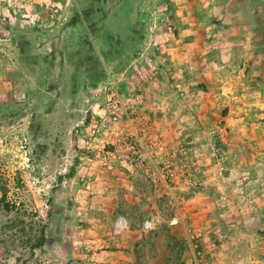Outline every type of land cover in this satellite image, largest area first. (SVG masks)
I'll return each mask as SVG.
<instances>
[{"label": "rangeland", "instance_id": "obj_1", "mask_svg": "<svg viewBox=\"0 0 264 264\" xmlns=\"http://www.w3.org/2000/svg\"><path fill=\"white\" fill-rule=\"evenodd\" d=\"M214 38H228L226 109L192 54L209 56ZM236 84H264V0H0V190L48 224L41 248L10 244L15 213L0 204V264H264V220L248 208L246 222L209 220L213 197L264 182V142L237 121ZM218 118L224 131L197 124ZM120 215L129 228H115Z\"/></svg>", "mask_w": 264, "mask_h": 264}, {"label": "crops", "instance_id": "obj_2", "mask_svg": "<svg viewBox=\"0 0 264 264\" xmlns=\"http://www.w3.org/2000/svg\"><path fill=\"white\" fill-rule=\"evenodd\" d=\"M213 29L218 30L220 29L221 24H210ZM225 28V27H224ZM194 35V42L193 45L197 46L195 44L196 42H201L200 36H197L195 32H192ZM226 37V36H224ZM198 43V44H199ZM212 53L207 56L201 55L202 54V48L201 47H193L192 48V54L197 56V60L194 62L196 63V75L199 77V82L200 83H205L207 86L209 83L212 84V92L214 93H224L225 94V99L223 101V108L226 109L228 107V38H225L223 40H220L219 38H214L212 39L211 47H210ZM258 53L256 54L253 52L250 55V58L248 60V66L255 68L256 63L258 62ZM208 59V60H207ZM184 71L187 69L185 67L182 68ZM244 85V84H243ZM240 84H236V88L234 89L235 92H237L236 96L238 97V100H240L239 105L233 106L236 107L239 112L238 114L241 115L237 121H240V123H243L245 120V125L248 128L247 134L249 136V141L250 144L256 141L258 144H261V142H264V84L262 86H243ZM216 97V96H215ZM214 107H215V102ZM247 113V114H246ZM253 115H258L257 117H254ZM166 118H163L159 122V126L161 130L163 129L164 131L170 130L168 127H166ZM197 121V120H196ZM207 121V122H206ZM224 121V122H223ZM183 122H180L182 124ZM206 123H211L212 126H217L220 127L221 131H224L222 128L223 126H228V118H218L215 119L214 121H208L204 120V122H199L197 121L198 125L203 124L206 126ZM220 125V126H218ZM216 131V130H215ZM226 133L224 134V141H227L226 139ZM220 147V145L218 146ZM160 150L163 149V147H159ZM201 149V148H199ZM254 168H261L260 166L254 165V166H244L241 167L242 170H249ZM225 169H228L227 166H225ZM264 170V167L261 168ZM226 171V170H224ZM228 171V170H227ZM226 171V172H227ZM252 170H250L251 172ZM225 172V173H226ZM219 184L222 182L218 181ZM256 183V184H255ZM217 185L216 181H211L210 185ZM218 184V185H219ZM222 186V187H221ZM219 188L214 186L215 190L218 189H234L237 187V185L228 182L225 186L221 184ZM242 189L247 190L246 195L240 197L239 199L236 197H228V200L223 197H213L211 202L208 203L209 206H213L215 209L217 206H221L220 209L214 210L217 213L216 217L213 219V215L211 212L209 213V220L215 221L216 223L214 224V228L218 229L220 228L225 222L231 218V221L234 220V216L236 215H241L242 214V219L246 222L245 218V213L246 211L250 213L255 214L259 220H264V182L261 181H245L244 183L241 184L240 186ZM257 187V188H256ZM256 188L258 193H260V196L256 197L250 196L249 190ZM248 208V210H246ZM206 216V215H204ZM230 221V222H231ZM224 228L227 226H223ZM229 227V224H228ZM233 227V226H232ZM221 229V228H220ZM129 233L131 236L137 237L139 239L143 237V234L138 231V230H129ZM104 241L108 240V238H103ZM132 240H127L126 243L129 245L122 244L117 245V247L120 248H113L116 249L114 252V255L118 257L119 255H126L129 256L131 254V251L133 249L134 244L131 245ZM123 247V248H121ZM132 247V248H131ZM128 250H125V249ZM131 249V250H130ZM103 253L107 252L106 250H102ZM112 252V253H113ZM107 253L106 255H108ZM125 256V257H126ZM129 259V257H126Z\"/></svg>", "mask_w": 264, "mask_h": 264}, {"label": "trees", "instance_id": "obj_3", "mask_svg": "<svg viewBox=\"0 0 264 264\" xmlns=\"http://www.w3.org/2000/svg\"><path fill=\"white\" fill-rule=\"evenodd\" d=\"M0 204L7 212L15 213L2 226L6 237L10 238V244L16 242L31 251L46 244L48 224L39 213L28 210L19 201L9 199L6 189L0 190Z\"/></svg>", "mask_w": 264, "mask_h": 264}, {"label": "built area", "instance_id": "obj_4", "mask_svg": "<svg viewBox=\"0 0 264 264\" xmlns=\"http://www.w3.org/2000/svg\"><path fill=\"white\" fill-rule=\"evenodd\" d=\"M154 144L157 145V140H154ZM137 158L138 160L140 161H145L148 166H149V169H152V171L155 173L156 170L152 168L153 166V163L152 162H148L146 161V159H148V156L145 154V153H138L137 154ZM141 163V162H139ZM176 202L178 203V200H176ZM179 219H183V216H180V217H176L175 218V222H177ZM143 229L145 230H154L156 227H157V220L156 218L154 217H151L149 219H146L144 222H143ZM115 228L117 230H124L125 228H129V222H128V219L125 217V216H118L116 221H115ZM191 247H192V250L194 251V257L195 259L197 258V253L200 254V250H199V244L198 242H194V243H191Z\"/></svg>", "mask_w": 264, "mask_h": 264}]
</instances>
